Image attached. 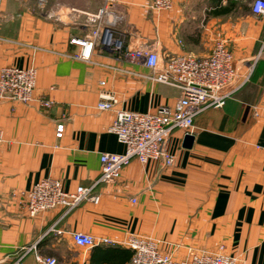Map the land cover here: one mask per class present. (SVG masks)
<instances>
[{"label":"crops","instance_id":"crops-1","mask_svg":"<svg viewBox=\"0 0 264 264\" xmlns=\"http://www.w3.org/2000/svg\"><path fill=\"white\" fill-rule=\"evenodd\" d=\"M149 1L111 5L119 19L115 37L126 47L154 45L164 63L182 54L206 57L221 40L248 81L222 109L195 117L189 149L182 131L171 133L172 167L133 158L117 183L93 189L98 204L29 217L22 194L37 182L55 179L67 192L90 187L101 171L99 155L123 153L108 131L115 110L97 109L101 92L115 95L116 110L137 113L173 105L181 92L151 80L142 63L116 60L101 47L88 61L77 59L79 48L69 40L85 29L71 9L93 13L103 0H0V68L37 71L28 104L0 99V264H13L17 250L34 243L58 264L128 262L123 246L86 250L73 243V232L119 242L128 234L152 238L175 260L222 247L238 264H264V17L250 13L253 0L241 12V0H176L159 13ZM62 12L61 20L51 17ZM59 122L64 133L57 139ZM22 264H38L34 253Z\"/></svg>","mask_w":264,"mask_h":264},{"label":"built area","instance_id":"built-area-1","mask_svg":"<svg viewBox=\"0 0 264 264\" xmlns=\"http://www.w3.org/2000/svg\"><path fill=\"white\" fill-rule=\"evenodd\" d=\"M28 1V0H23ZM45 0H39L44 3ZM103 5L96 12H85L71 9L73 21H82L85 32L72 37L69 44L79 48L77 59L88 61L96 47L109 51L116 60L142 63L151 70L150 79L178 89L180 97L173 105H164L154 113H137L117 109L115 95L101 92L97 109L115 110V118L108 131L114 134L117 141L124 146L121 154L102 153L99 155V177L90 187L79 186L67 192L55 179H43L22 194V206L29 217H35L53 209H64L69 213L84 202L98 204L99 197L93 189L99 185L117 183L125 167L133 160L141 164L158 163L163 167H172L174 158L166 150V141L174 130L184 135H192L193 120L208 110H220L225 101L234 95L249 79V74H240L234 67L233 56L223 41H216L211 53L203 58L192 54H182L169 58L162 63L158 51L151 45L126 47L115 37V17L111 5L116 0H103ZM176 0H150L149 10L159 13L170 11ZM250 13L254 17H264V0H253ZM62 15V16H61ZM64 13L51 17L61 20ZM37 71L34 68L20 69L14 66L0 68V99L28 104L36 88ZM104 84V83H102ZM41 106L49 108L52 103L41 100ZM64 133V124L55 125V137L60 139ZM0 130V146L3 143ZM134 203L135 200L132 199ZM53 230V229H51ZM59 233L56 230H53ZM73 243L83 249L97 246H123L130 251L126 264H238L237 259L222 253H192L186 259L175 260L163 254L159 242L152 238H142L128 234L124 241L107 238H95L81 232L71 233ZM38 243L20 247L13 264H22L30 253H34L38 264H58L51 256L37 253Z\"/></svg>","mask_w":264,"mask_h":264},{"label":"water","instance_id":"water-1","mask_svg":"<svg viewBox=\"0 0 264 264\" xmlns=\"http://www.w3.org/2000/svg\"><path fill=\"white\" fill-rule=\"evenodd\" d=\"M193 142V136L191 135H185L183 138V146L187 149L191 147V144Z\"/></svg>","mask_w":264,"mask_h":264},{"label":"rangeland","instance_id":"rangeland-1","mask_svg":"<svg viewBox=\"0 0 264 264\" xmlns=\"http://www.w3.org/2000/svg\"><path fill=\"white\" fill-rule=\"evenodd\" d=\"M246 4H248L247 0H241L240 3L237 1L236 4H235L236 5V12H241L242 10H244V8L247 7Z\"/></svg>","mask_w":264,"mask_h":264},{"label":"trees","instance_id":"trees-1","mask_svg":"<svg viewBox=\"0 0 264 264\" xmlns=\"http://www.w3.org/2000/svg\"><path fill=\"white\" fill-rule=\"evenodd\" d=\"M228 11H229V9L227 7L225 9L221 8V10H220L221 13H227ZM130 256H131V254H130ZM129 259H130V257H129Z\"/></svg>","mask_w":264,"mask_h":264}]
</instances>
